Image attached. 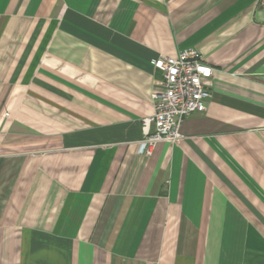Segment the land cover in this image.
I'll use <instances>...</instances> for the list:
<instances>
[{"label":"crops","instance_id":"1","mask_svg":"<svg viewBox=\"0 0 264 264\" xmlns=\"http://www.w3.org/2000/svg\"><path fill=\"white\" fill-rule=\"evenodd\" d=\"M188 49L206 109L139 155ZM0 264H264V0H0Z\"/></svg>","mask_w":264,"mask_h":264},{"label":"built area","instance_id":"2","mask_svg":"<svg viewBox=\"0 0 264 264\" xmlns=\"http://www.w3.org/2000/svg\"><path fill=\"white\" fill-rule=\"evenodd\" d=\"M151 65L162 73L152 94L153 116L145 121L138 154L150 156L160 142L174 144L182 139L181 124L193 113L203 112L211 98L207 89L212 69L194 49L176 57L159 56Z\"/></svg>","mask_w":264,"mask_h":264}]
</instances>
